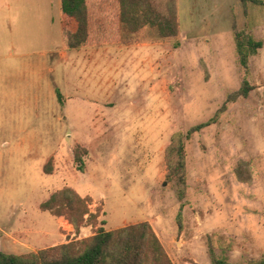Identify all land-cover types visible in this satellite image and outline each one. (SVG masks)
<instances>
[{
    "label": "rangeland",
    "instance_id": "rangeland-1",
    "mask_svg": "<svg viewBox=\"0 0 264 264\" xmlns=\"http://www.w3.org/2000/svg\"><path fill=\"white\" fill-rule=\"evenodd\" d=\"M52 1L10 0L25 40L15 43L24 60L0 62V227L32 245L54 240V247L92 236L102 221L106 230L148 222L173 264H211L210 249L231 263L262 257L264 7L172 0L173 41H157L144 28L124 34L127 45L66 50L59 0ZM116 3L90 0L93 21L117 23ZM43 13L55 21L44 34ZM234 22L262 42L247 72L237 62ZM45 35L48 45L39 38ZM244 78L253 87L248 97L185 143L180 202L166 177L171 135L213 119ZM65 187L90 198L96 225L76 232L64 217L55 223L40 209Z\"/></svg>",
    "mask_w": 264,
    "mask_h": 264
},
{
    "label": "trees",
    "instance_id": "trees-1",
    "mask_svg": "<svg viewBox=\"0 0 264 264\" xmlns=\"http://www.w3.org/2000/svg\"><path fill=\"white\" fill-rule=\"evenodd\" d=\"M239 1L245 9L251 4L264 7L261 0ZM171 3L172 0H117L116 25H97L91 17L90 0H59L62 45L66 50L110 45L116 41L127 45L130 39H126L124 34L135 35L144 28L155 31L157 41H173L178 35V23ZM232 30L238 65L247 72L250 59L262 47V42L239 30L235 22ZM252 89L244 78L240 89L227 96L213 119L190 128L186 133L178 131L171 135L165 147L166 177L175 181L180 202L184 201L187 190L185 143L195 133L214 124L229 104L247 98ZM56 95L60 100L58 89ZM90 202V198H83L75 190L65 187L43 203L41 210L57 218L64 217L79 232L90 221L97 224V217L90 213ZM100 226L92 236L81 241L41 249L36 253L16 255L0 250V264H173L148 222L116 230H106L103 221ZM178 226L181 230L180 217ZM209 255L211 264H238L229 262L212 249ZM239 264H264V255Z\"/></svg>",
    "mask_w": 264,
    "mask_h": 264
},
{
    "label": "crops",
    "instance_id": "crops-1",
    "mask_svg": "<svg viewBox=\"0 0 264 264\" xmlns=\"http://www.w3.org/2000/svg\"><path fill=\"white\" fill-rule=\"evenodd\" d=\"M52 3H54V1L49 0V4H52ZM59 14H60V11H59ZM38 22L40 25V29L44 34V31L47 32V28L53 27L55 21L53 18H49L47 13L46 14L43 13V16L39 17ZM15 27H16V25L14 24L13 18H12V6L10 3V0H0V62L4 63L5 65L8 62H12L10 60L9 61L5 60V57H7V56L10 58H13L14 56H16L17 60L18 59L24 60V58H23L24 55L22 53L17 54L16 47H18V46H16L15 43L21 42L25 39H23L21 32L18 31V29ZM49 37H50V35H49ZM60 37H61V24H60ZM39 38H41L42 40H45L46 38H48V35H45L44 38H42V37H39ZM61 43H62V39H61ZM45 45H48L46 40H45ZM46 53H49V52L44 51V52H41L40 54L45 55ZM25 60H27V58H25ZM27 63H28V61H27ZM40 209H41V206H40ZM57 219L58 218L55 217V223L57 222L56 221ZM55 227H56L55 228V233H56V231L59 230V227H57V226H55ZM10 240H12V242ZM42 240L43 239L40 238L36 245H32V244L25 242L21 238H19V236H16L15 234L8 232L7 230L5 231L2 227H0V250L4 253H7L8 250L11 248L22 249V247H27V246L39 248V246H41L42 248H39V250H41L46 246H50V247L53 246L52 242L54 240L52 242H50V244H48V245H45L43 242H41ZM32 252H35V251H31L30 253H32ZM7 254L20 255V254H26V253H24V252H18V253L9 252Z\"/></svg>",
    "mask_w": 264,
    "mask_h": 264
}]
</instances>
